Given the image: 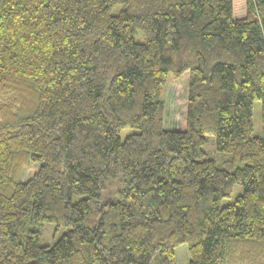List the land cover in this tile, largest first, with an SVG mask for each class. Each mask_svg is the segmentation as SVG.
I'll use <instances>...</instances> for the list:
<instances>
[{
  "label": "trees",
  "instance_id": "1",
  "mask_svg": "<svg viewBox=\"0 0 264 264\" xmlns=\"http://www.w3.org/2000/svg\"><path fill=\"white\" fill-rule=\"evenodd\" d=\"M255 101L264 0H0V264H264Z\"/></svg>",
  "mask_w": 264,
  "mask_h": 264
},
{
  "label": "rangeland",
  "instance_id": "2",
  "mask_svg": "<svg viewBox=\"0 0 264 264\" xmlns=\"http://www.w3.org/2000/svg\"><path fill=\"white\" fill-rule=\"evenodd\" d=\"M235 15L244 16L246 13V0H234ZM163 98L166 105L165 111V128L173 130H182L186 124L187 114V74L175 79L169 76L168 83L163 90ZM254 134L256 136L264 135V104L262 101L254 103ZM132 128H124L120 132L123 140L129 133L133 132ZM207 143L204 150L208 157H216V138L214 135H206ZM116 186V184H115ZM242 186L235 185L231 197L222 200V204L232 203L235 198L242 193ZM45 236H50L49 229ZM53 239L48 241L52 243ZM190 260L188 253V245L182 244L176 249L177 264H188Z\"/></svg>",
  "mask_w": 264,
  "mask_h": 264
}]
</instances>
